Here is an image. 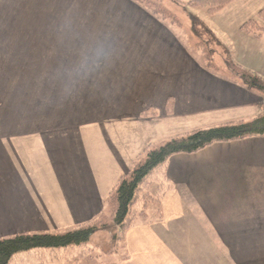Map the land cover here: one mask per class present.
Masks as SVG:
<instances>
[{"label": "crops", "instance_id": "0c3cea01", "mask_svg": "<svg viewBox=\"0 0 264 264\" xmlns=\"http://www.w3.org/2000/svg\"><path fill=\"white\" fill-rule=\"evenodd\" d=\"M116 1L0 0V238L90 222L148 146L264 113L175 23ZM262 10L233 0L207 25L264 79V32L242 30ZM161 188L156 218L107 231L90 264H264V137L175 155Z\"/></svg>", "mask_w": 264, "mask_h": 264}, {"label": "trees", "instance_id": "16d2710c", "mask_svg": "<svg viewBox=\"0 0 264 264\" xmlns=\"http://www.w3.org/2000/svg\"><path fill=\"white\" fill-rule=\"evenodd\" d=\"M169 1L179 5L184 4L185 8H200L206 10L207 15H214L233 0ZM145 8L150 10L148 6ZM166 10L152 12L161 19L172 20L173 15L168 14ZM191 18L189 36L192 39L195 38L197 50L205 58L208 57L209 61H205L207 66L231 78L240 79L246 87L258 90L264 95V79L234 62L230 49L198 14L191 15ZM242 30L255 38L261 37L264 32V10L259 13L257 20L244 23ZM216 48L221 49L220 59L225 62L224 72L212 61L213 54H219ZM227 70L231 71L232 75L226 73ZM256 137H264V113L251 121L230 122L207 129H197L158 145L148 146L108 196L106 213L90 222L61 231L22 233L0 238V264H15L16 258L41 249L54 250L83 245L100 230L110 231L113 239L123 237L139 218L146 216L148 206L159 199V196H152L148 190L154 182L157 183V191L162 189V182L171 157L197 153L216 143Z\"/></svg>", "mask_w": 264, "mask_h": 264}, {"label": "rangeland", "instance_id": "374dc122", "mask_svg": "<svg viewBox=\"0 0 264 264\" xmlns=\"http://www.w3.org/2000/svg\"><path fill=\"white\" fill-rule=\"evenodd\" d=\"M133 4L137 5L142 11H145L147 13H150L152 15L154 10L159 12L162 10H166L168 14H172V21L170 18H166L165 20L169 21V25L173 26V23L176 24V27L181 31L182 34L186 33V35H190L191 31V15L198 14L202 21H204L206 24H210L209 16L207 15L206 10L200 9V8H185L184 4H175L169 0H129ZM112 2V4H111ZM116 0H108L105 5V8L100 6L98 3H92L91 5V12H99V13H120L122 10L120 9V5L115 6ZM145 6H148L150 10L146 9ZM153 11V12H152ZM239 14V9L238 11ZM158 16V15H157ZM192 36V35H191ZM221 36V35H220ZM223 38V36H221ZM190 41H188V44L192 49L198 53L201 57L204 56L201 54L197 48L195 47V38L192 39V37H189ZM217 53L219 54H213L212 61L219 66L221 71L224 72V66L225 62L220 59L221 49L216 48ZM204 61L208 62V57L205 58L202 57ZM226 73H229L232 75V72L227 70ZM156 128H158L157 123H155ZM204 129L206 127H203ZM149 193L152 196H155L157 193V183L154 182L150 188ZM158 215L156 206L154 203L150 204L147 210V216L146 219L153 220ZM144 218H139L137 222L144 221ZM104 238H109V234L107 231H98L94 236H92L91 240H89L87 243L75 246L74 248H56L54 250L52 249H41L39 251H36L35 253L31 254H23L20 258H16L15 264H90L96 260L101 259L102 257L108 255L109 251L107 247H101L98 243Z\"/></svg>", "mask_w": 264, "mask_h": 264}]
</instances>
